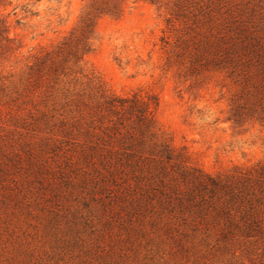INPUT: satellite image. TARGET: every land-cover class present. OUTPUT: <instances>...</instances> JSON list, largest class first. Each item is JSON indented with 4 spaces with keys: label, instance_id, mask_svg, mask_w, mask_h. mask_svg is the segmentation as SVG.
Segmentation results:
<instances>
[{
    "label": "rangeland",
    "instance_id": "1",
    "mask_svg": "<svg viewBox=\"0 0 264 264\" xmlns=\"http://www.w3.org/2000/svg\"><path fill=\"white\" fill-rule=\"evenodd\" d=\"M249 37L264 44V0H0V264H264L261 243L175 246L146 212L103 211L77 159L102 89L155 97L159 133L205 172L264 163V124L230 119L241 85L193 55Z\"/></svg>",
    "mask_w": 264,
    "mask_h": 264
},
{
    "label": "trees",
    "instance_id": "2",
    "mask_svg": "<svg viewBox=\"0 0 264 264\" xmlns=\"http://www.w3.org/2000/svg\"><path fill=\"white\" fill-rule=\"evenodd\" d=\"M117 8L95 7L83 29H90L98 14ZM193 55L205 65L226 69L241 85L231 120L255 118L264 124L263 43L252 37L205 41ZM99 92V101L86 116L85 146L77 159L91 169V174H82L83 183L92 184L87 194L111 201L101 203L103 211L115 201L120 211L146 212L158 236L165 235L175 246H181L182 238L199 237L209 251L232 257L245 244L264 246V163L221 174L205 172L159 133L155 97Z\"/></svg>",
    "mask_w": 264,
    "mask_h": 264
}]
</instances>
